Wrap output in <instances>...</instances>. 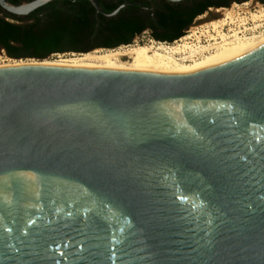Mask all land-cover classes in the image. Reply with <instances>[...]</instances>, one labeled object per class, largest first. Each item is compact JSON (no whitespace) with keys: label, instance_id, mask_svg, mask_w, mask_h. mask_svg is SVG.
<instances>
[{"label":"water","instance_id":"obj_1","mask_svg":"<svg viewBox=\"0 0 264 264\" xmlns=\"http://www.w3.org/2000/svg\"><path fill=\"white\" fill-rule=\"evenodd\" d=\"M0 264H264V39L175 76L0 68Z\"/></svg>","mask_w":264,"mask_h":264},{"label":"trees","instance_id":"obj_2","mask_svg":"<svg viewBox=\"0 0 264 264\" xmlns=\"http://www.w3.org/2000/svg\"><path fill=\"white\" fill-rule=\"evenodd\" d=\"M12 5L21 1L7 0ZM111 13L125 0H96ZM131 5L115 15L97 14L87 0H52L24 17L0 8V50L12 59L46 60L58 54H84L96 49L112 50L132 43L145 30L159 42H172L183 35L194 18L206 10V0H184L188 6L166 3L154 12ZM134 4V5H133Z\"/></svg>","mask_w":264,"mask_h":264},{"label":"bare ground","instance_id":"obj_3","mask_svg":"<svg viewBox=\"0 0 264 264\" xmlns=\"http://www.w3.org/2000/svg\"><path fill=\"white\" fill-rule=\"evenodd\" d=\"M246 6V5H245ZM233 5L223 11L225 20L221 22H212L210 28L214 31L219 29L226 23V20L233 21L234 9ZM222 12L221 10L218 13ZM264 17V11L260 10L258 14L253 16L254 19ZM219 34V32H218ZM232 41H226L222 36L223 41L217 45L213 52L198 60L187 61V58L181 56L184 50H188L189 59L198 52L199 47L184 45L183 47H166L159 45L157 47L149 45H135L126 47L125 49H112L100 52H93L74 55L70 58L59 61H34V60H14L0 65V68L19 66L25 64L55 65L71 68H86V69H104L116 71H130L139 73H150L160 76H175L180 74H188L209 68L216 63L225 60L236 53L250 49L264 39V35L246 40L238 39L234 33ZM201 49H206L203 47ZM181 56V57H180ZM179 57V58H178ZM125 59V65L121 61Z\"/></svg>","mask_w":264,"mask_h":264},{"label":"built area","instance_id":"obj_4","mask_svg":"<svg viewBox=\"0 0 264 264\" xmlns=\"http://www.w3.org/2000/svg\"><path fill=\"white\" fill-rule=\"evenodd\" d=\"M236 8L234 9L233 21L226 20V23L221 26L216 31L210 28L211 22H221L225 20V15L223 14L224 10L222 9L220 13H217V18L213 21L202 22L203 17H206V13L203 14L201 19L198 18L192 21V24L183 32V35L172 41V42H159L154 40L151 37V34L148 30L143 31L140 35H137L133 38L131 45H146L152 44L157 47L159 45H164L166 47H183L184 45L199 47L197 53L189 59L188 50H184V53L181 56L187 58V61L190 60H198L202 57L208 55L213 52L215 47L222 43L224 36L226 41H232L234 39V33L237 35L238 39L246 40L251 38H257L264 35V17L254 19L253 16L258 14L260 10L264 11V4L252 6L251 8H245V5H234ZM244 6V7H243ZM219 11V10H217ZM219 32V34H218ZM123 46V47H128ZM206 47V49H201ZM180 56V57H181ZM179 58V57H178Z\"/></svg>","mask_w":264,"mask_h":264},{"label":"flooded vegetation","instance_id":"obj_5","mask_svg":"<svg viewBox=\"0 0 264 264\" xmlns=\"http://www.w3.org/2000/svg\"><path fill=\"white\" fill-rule=\"evenodd\" d=\"M135 5H137L139 8H141L144 12H154L156 8L163 7L164 4L169 3L172 5H178L181 9L185 8V6H188L187 2H184V0L180 1H174V0H135ZM209 4L204 13L196 16L194 19L202 16L203 14H207L210 16V18H214L216 14L218 13L217 10L227 9L228 7H232L233 5H247L249 2H253L254 6L264 4V0H206ZM25 1H21L17 5L23 3ZM128 0H125L123 3H127ZM129 3V2H128ZM122 5V4H121ZM134 5V4H133ZM126 7V6H125ZM207 18V19H210ZM201 19L198 18L197 20ZM149 31V30H148ZM151 34V31H149ZM140 35V34H139ZM137 36V35H136Z\"/></svg>","mask_w":264,"mask_h":264},{"label":"rangeland","instance_id":"obj_6","mask_svg":"<svg viewBox=\"0 0 264 264\" xmlns=\"http://www.w3.org/2000/svg\"><path fill=\"white\" fill-rule=\"evenodd\" d=\"M252 6H254V3L253 2H249L245 8H251ZM244 7V6H243ZM230 7H228L227 9H229ZM207 18H210L209 15H206V17H203L202 19V22H208V21H213L214 19L217 18V16H215L214 18H210V19H207ZM216 22V21H215ZM212 23V22H211ZM210 23V24H211ZM140 45H143V44H140ZM146 45H149L146 43ZM131 46H135V45H131ZM130 47V46H128ZM120 49H125L126 47H119ZM119 48H116V49H119ZM96 50H99L100 52H103L105 51L104 49H96ZM93 52V51H92ZM74 54V53H73ZM72 55V53H69V54H58V55H52L50 56L48 59V61H59V60H62V59H66V58H70ZM74 55H79V54H74ZM16 59H12V58H9L8 56H6V54L4 53L3 50H0V65L4 64V63H8V62H11V61H14ZM21 60H25V61H28V60H34V61H38V60H35V59H30V58H26V59H21ZM125 59H123L121 61V64L122 65H125Z\"/></svg>","mask_w":264,"mask_h":264}]
</instances>
